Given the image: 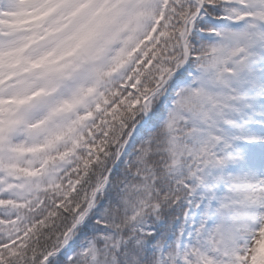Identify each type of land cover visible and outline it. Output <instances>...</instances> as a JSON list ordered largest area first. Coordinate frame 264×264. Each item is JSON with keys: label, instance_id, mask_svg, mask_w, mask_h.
<instances>
[{"label": "snow or ice", "instance_id": "snow-or-ice-1", "mask_svg": "<svg viewBox=\"0 0 264 264\" xmlns=\"http://www.w3.org/2000/svg\"><path fill=\"white\" fill-rule=\"evenodd\" d=\"M0 264H264V0H0Z\"/></svg>", "mask_w": 264, "mask_h": 264}]
</instances>
